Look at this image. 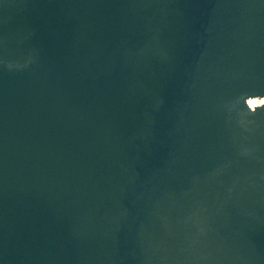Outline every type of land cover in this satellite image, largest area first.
Returning a JSON list of instances; mask_svg holds the SVG:
<instances>
[{
    "label": "water",
    "instance_id": "1",
    "mask_svg": "<svg viewBox=\"0 0 264 264\" xmlns=\"http://www.w3.org/2000/svg\"><path fill=\"white\" fill-rule=\"evenodd\" d=\"M252 100L264 0H0V264H264Z\"/></svg>",
    "mask_w": 264,
    "mask_h": 264
},
{
    "label": "bare ground",
    "instance_id": "2",
    "mask_svg": "<svg viewBox=\"0 0 264 264\" xmlns=\"http://www.w3.org/2000/svg\"><path fill=\"white\" fill-rule=\"evenodd\" d=\"M263 103H264L263 100H252L249 102V104L252 108L257 107V106H261Z\"/></svg>",
    "mask_w": 264,
    "mask_h": 264
},
{
    "label": "clouds",
    "instance_id": "3",
    "mask_svg": "<svg viewBox=\"0 0 264 264\" xmlns=\"http://www.w3.org/2000/svg\"><path fill=\"white\" fill-rule=\"evenodd\" d=\"M247 96H249V95H247ZM247 96H245V97H247ZM245 97H244V98H245ZM246 108H247V107H246ZM247 110H248L249 113H252V114H255V113L257 112V111H255L254 109L250 111V110L247 108Z\"/></svg>",
    "mask_w": 264,
    "mask_h": 264
}]
</instances>
